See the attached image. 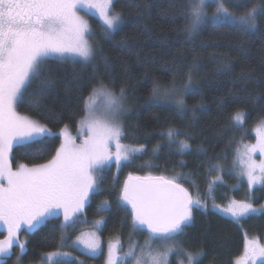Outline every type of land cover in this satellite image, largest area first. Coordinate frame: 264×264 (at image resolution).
<instances>
[{
  "label": "trees",
  "instance_id": "1",
  "mask_svg": "<svg viewBox=\"0 0 264 264\" xmlns=\"http://www.w3.org/2000/svg\"><path fill=\"white\" fill-rule=\"evenodd\" d=\"M231 3L236 6L231 10L237 16L245 6L264 8L261 0ZM184 5L185 0H114L112 9L121 15L123 30L111 38L105 37L96 18L86 15L97 58L86 71H81L79 63L60 64L53 58L43 83L37 81L29 89L40 107L26 103L18 108L19 113L52 132L64 127L75 131L85 115V99L100 82L117 95L123 89L130 112L123 122L121 141L135 147L144 145L145 151L116 174L113 165L98 173V194L85 207L82 223L64 229L59 218L49 220L27 233L20 261L14 260L17 256L13 253L7 264H37L45 253L57 250L72 255L63 259L66 264H103L102 255L89 257L70 246L79 231L93 228L97 220L104 221L99 232L103 246L112 238L119 239L122 250L144 241L147 236L133 230L131 208L120 201V193L124 179L145 173L169 179L183 177V186L206 203V209L194 210L193 220L178 242L183 253L202 252L200 264H233L243 250L246 236H264V213L237 223L208 208L229 199L264 206L261 186L250 191L232 171L231 139L264 120V18L258 20V29L251 34L227 26L213 27L210 22L189 34L182 14ZM213 10L214 7L206 9L209 13ZM228 66L231 70L225 71ZM189 73L191 84L184 88ZM154 86L184 88L180 94L183 103L155 101ZM237 112L246 116L241 126L233 122ZM169 129L180 133L171 142ZM249 138L252 140V136ZM180 141L190 145L183 153ZM45 143L47 148L42 153L35 148L14 151L13 169L20 163L34 166L50 160L60 146V137L52 135ZM214 166L218 170L210 171ZM217 175L222 182L217 181L210 190L209 183ZM105 201L107 210L101 208ZM177 262L178 258H170V264Z\"/></svg>",
  "mask_w": 264,
  "mask_h": 264
},
{
  "label": "snow or ice",
  "instance_id": "2",
  "mask_svg": "<svg viewBox=\"0 0 264 264\" xmlns=\"http://www.w3.org/2000/svg\"><path fill=\"white\" fill-rule=\"evenodd\" d=\"M113 3L114 0H0V230L7 232L6 238L0 240V264H7L15 246L24 251L26 245L18 239L21 230L31 233L61 215L64 229L82 223L85 207L98 194V173L112 163L117 169L126 166L145 151L144 145L131 147L121 142L124 133L119 117L124 107V90L115 95L100 82L84 102L85 116L80 122L82 143L77 145L66 128L62 129V142L50 160L31 167L20 163L13 169L14 151L27 152L35 148L42 153L47 148L46 139L53 135L37 120L19 113L18 108L26 103L40 107L29 89L37 81L43 83L53 58L60 64L79 63L81 71L87 70L99 54L89 43L92 34L82 13L97 15L105 37L111 38L123 30L121 15L113 12ZM261 3L264 4V0ZM211 7H215V11L209 18L206 9ZM234 7L231 0H211V3L185 0L182 14L189 34L209 22L213 27L227 26L244 34L256 31L258 20L264 18V8L245 6L237 16L231 10ZM224 70L230 71L231 67ZM75 76L79 78L80 74L75 73ZM190 84L191 73L185 87ZM152 92L153 97L159 99L171 95L173 90L154 86ZM101 95L106 99V107L98 113L95 105ZM245 119L243 112L233 114L236 125H242ZM261 125L257 143L237 149L239 176L247 179L250 191H255L256 185L264 190V121ZM179 135L174 129L167 131L170 142ZM189 147L188 143L180 141L182 153ZM256 152L260 153L259 161L253 158ZM214 170H218V166L210 168ZM182 179L180 176L171 179L129 176L121 190L120 201L131 208L133 230L147 231L146 244L139 251L132 245L121 256L119 239L110 241L105 264H170L169 257L178 249L184 250L178 242L185 227L192 222L194 210L206 209L207 205L201 197H193L181 183ZM217 181L222 182L221 176L217 175L209 183L210 190ZM107 204L105 201L101 208L107 210ZM219 210L239 223L252 214L264 213V206L257 209L250 201L232 200ZM103 226L104 221L97 220L95 230L82 233L74 243L91 257L98 258L103 254L98 235ZM153 244L162 245L164 250L153 249ZM185 254L187 264H200L203 256L202 252ZM68 255L46 254L48 264H66L60 257ZM16 259L19 262L21 258L17 255ZM257 259L264 262V245L255 239H246L244 252L234 264H255Z\"/></svg>",
  "mask_w": 264,
  "mask_h": 264
},
{
  "label": "rangeland",
  "instance_id": "3",
  "mask_svg": "<svg viewBox=\"0 0 264 264\" xmlns=\"http://www.w3.org/2000/svg\"><path fill=\"white\" fill-rule=\"evenodd\" d=\"M206 2L211 3V0H206ZM214 11H215V7H214L213 12H214ZM206 12H207V11H206ZM213 12H212V13L207 12V16H210V17H211L212 14H213ZM82 14L84 15V18H85L86 20H87L86 15H87V16H92V17L96 18V19L101 23V25L103 26L102 21L99 19V17H98L97 15H95V14H85V13H82ZM87 21H88V20H87ZM88 24H89V23H88ZM89 28H90V26H89ZM90 31H91V30H90ZM89 43L93 46V43H92V41H91V37L89 38ZM93 47H94V46H93ZM94 49H95V48H94ZM54 59H55V58H54ZM77 59H78V58H77ZM93 61H94V60H93ZM93 61H92V63H93ZM92 63H91V64H92ZM161 88L172 89V90H173V93H172L171 95H169V96H166V97H165V96H161L159 99L153 97V99H154L155 101H157V102H170V103H173V104H175V105H177V104L180 105V104H181V101H182V100H181V98H180V94L182 93V91L184 90V88H186L185 86H184V88H183L182 90H181L179 87H177V86L161 87ZM107 90H109V89H107ZM109 91H110V90H109ZM115 95H117V94H115ZM123 105H124V107H123V111H122V113H121V115H120V117H119V122H120V124L122 125V127H123V122H124L125 118H127L128 114H129V112H130V108L127 106V103H126V100H125V99H124V101H123ZM95 107H96L98 113H99V112H103V110H104L105 107H106V99H105L104 96L101 95V96H99V97L97 98V103H96ZM84 116H85V115H84ZM83 119H84V117H83ZM83 119H82V120H83ZM82 120H81V121H82ZM81 121H80V122H81ZM262 121H264V120H261V121L257 122L254 126H252L251 128H249L248 130H242V131L238 132L235 136H233V137L231 138V139L233 140V143H234V146H233L232 171H233V173H235V174L237 175L238 178H240L241 180H243L246 184H247V179H246V178H241V177L239 176V163H238V160H237V149L239 148V149L243 150V146H245V145L251 146V145H254V144L257 143V140H258L257 131H258V129H260V128L262 127V125H261V122H262ZM233 122H234V124H236V122H235L234 120H233ZM238 126H241V125H238ZM65 128H66V127L62 128V129H65ZM62 129H60V130H58V131H56V132H52V131L48 130V131H49L50 133H52L53 135H58V136L60 137V144H61L62 139H63V137L60 135ZM66 131H67V134L75 140V143H76L77 145H79L80 143H82V140H83V134H82V129H81V124H80V123H79L78 126L76 127L75 131H71V130H69L68 128H66ZM83 132H86V129H83ZM249 136H252V140H250ZM121 142H122V141H121ZM122 143L125 144L124 142H122ZM125 145H128V144H125ZM128 146H131V145H128ZM131 147H135V146H131ZM112 151L115 152V145H113ZM253 158L256 159L257 161H259V160L261 159L260 153H259V152H256V153L254 154ZM234 162H235V167H234ZM45 163H46V162H45ZM111 165H113V166L115 167V170H116V171H115V174H116L118 169H117L115 163H112ZM29 167H31V166H29ZM129 176H130V175H129ZM129 176H128L126 179H124V181H123V185L125 184L126 180L129 178ZM131 176H133V177H146V176H152V175H149V174H146V173H145V174H143V175H141V176H136V175H131ZM152 177H154V176H152ZM247 186H248V185H247ZM258 186H260V185H256L255 187H258ZM191 194L193 195V197H197V195H195L194 193H191ZM232 200H235V199H229V201H227L225 204H223V205H218L219 208L227 207L228 204H229ZM237 201H238V200H237ZM215 205H217V204H215ZM253 207H255V206L253 205ZM261 207H262V206H261ZM261 207H255V208L260 209ZM208 208L211 209V210H213V211H215V212H217V213H219V214H221L222 216H224V217H226V218L231 219L230 216H227V215H225L224 213H222V212L219 210V208H217V207L214 206V204H211ZM258 213H259V212H258ZM258 213H256V214H258ZM252 215H253V214H252ZM59 219H60L61 223H63V215H61V216L59 217ZM231 220H232V219H231ZM94 230H95L94 227H93V228H89V229H82L81 231H79V232H78V233H77V234L71 239V241H70V246H71L72 248L76 249L77 251H79L80 253H82V254H84V255H86V256L91 257L90 255L87 254L86 250H82V246L76 245L74 242L77 240L78 237L81 236L82 233H90V232H92V231H94ZM144 233H145V236H147V231H146V230L144 231ZM98 235H99V233H98ZM6 236H7V232H6V231H3V230H0V240L5 239ZM26 237H27V233L24 232L23 230H21V232L18 234V239H19L21 242H24V243H25ZM99 238H100V236H99ZM246 239L251 240V238H248V237L246 236L245 239H244V247H245V241H246ZM252 239L257 240L260 244L264 245V236H263L262 238H252ZM100 240H101V239H100ZM115 240H116L115 238H112V239L107 240L104 246H103V244H102V247H103V254H101V255L103 256V259H102V263H103V264H105V261H106L107 251H108V244H109L110 241L115 242ZM146 240H147V237H146V239H145L144 241H141V242H138V243H135V242H134L133 244H130L128 247H126L124 250H122L119 254H120L121 256H123V253H124V252H127V251L129 250V248H130L132 245H136V246H137V251H139V249H140L141 247H144V246H145V244H146ZM101 243H102V240H101ZM121 245H122V244H121ZM244 247H243V250H242V252L240 253V255L244 252ZM152 248H153V249H158V250H160V251H163V250H164V249H163V246H162V245H159V244H153V245H152ZM12 252H13L14 254H16V256H17V255L20 256V254L22 253L18 246H15V247L12 249ZM51 252H59V253H68V254H69L67 257H60V259H70V258H72V255L70 254V252H67V251H65V250H63V251H62V250H57V251H51ZM48 253H50V252H48ZM46 254H47V253H45V254L43 255V261L40 262V263H37V264H48ZM240 255H239V256H240ZM172 256H174L175 258H178V262H177V264H187V255H186L185 253H183V251H178V252H176L175 254L171 255V256L169 257V262H170V258H171ZM239 256H237V257H239ZM237 257H236V258H237ZM13 258H15V257H13ZM236 258H235V259H236ZM235 259H234V261H235ZM14 260H16V258H15ZM260 262H262V261H261L260 259H257L256 262H255V264H259ZM233 264H234V262H233ZM250 264H251V262H250Z\"/></svg>",
  "mask_w": 264,
  "mask_h": 264
},
{
  "label": "water",
  "instance_id": "4",
  "mask_svg": "<svg viewBox=\"0 0 264 264\" xmlns=\"http://www.w3.org/2000/svg\"><path fill=\"white\" fill-rule=\"evenodd\" d=\"M127 180H128V179H127ZM127 180H126V181H127Z\"/></svg>",
  "mask_w": 264,
  "mask_h": 264
}]
</instances>
